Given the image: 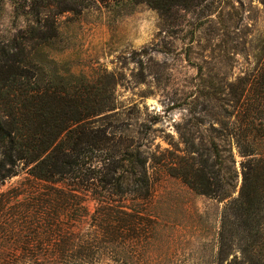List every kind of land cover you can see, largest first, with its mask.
<instances>
[{
    "label": "rangeland",
    "instance_id": "obj_1",
    "mask_svg": "<svg viewBox=\"0 0 264 264\" xmlns=\"http://www.w3.org/2000/svg\"><path fill=\"white\" fill-rule=\"evenodd\" d=\"M37 20L55 26L57 38L47 52L60 69L112 90L110 131L131 139L147 158L154 199L146 213L161 225L148 241L149 253L132 260L123 255L122 261L243 260L242 249L256 244V232L238 229L223 258L219 236L247 161L238 145L264 152V0H0V47H11ZM192 143L205 154L213 151L216 171L224 163L226 200L198 194L184 182L187 166L200 163ZM27 171L20 168L0 185V231L33 229L22 208L40 187ZM80 197L86 212L79 227L90 229L98 204L90 193ZM3 238L0 263L12 245ZM257 245L244 264H264V238Z\"/></svg>",
    "mask_w": 264,
    "mask_h": 264
},
{
    "label": "trees",
    "instance_id": "obj_2",
    "mask_svg": "<svg viewBox=\"0 0 264 264\" xmlns=\"http://www.w3.org/2000/svg\"><path fill=\"white\" fill-rule=\"evenodd\" d=\"M36 22L11 47H0V185L22 168L40 187L22 208L33 229L0 231L12 243L0 264H133L122 256L149 253L148 241L161 225L146 213L154 199L147 158L131 139L110 131L112 90L60 69L47 52L57 38L55 26ZM238 146L247 161L238 195L221 219L219 257L230 254L238 229L253 230L258 239L243 247V260L234 257L229 264H244L264 238V152ZM192 148L200 163L187 166L184 182L198 194L229 198L221 180L224 163L216 171L213 151L205 154L195 143ZM84 192L98 204L90 229L78 223L86 212ZM127 198L133 202L128 208L121 205Z\"/></svg>",
    "mask_w": 264,
    "mask_h": 264
}]
</instances>
